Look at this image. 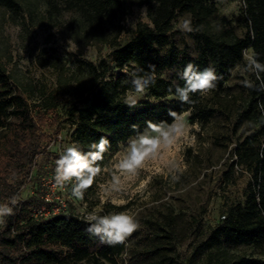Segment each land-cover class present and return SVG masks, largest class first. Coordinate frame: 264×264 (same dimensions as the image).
Listing matches in <instances>:
<instances>
[{
	"label": "trees",
	"instance_id": "16d2710c",
	"mask_svg": "<svg viewBox=\"0 0 264 264\" xmlns=\"http://www.w3.org/2000/svg\"><path fill=\"white\" fill-rule=\"evenodd\" d=\"M38 0H0V7L12 11L23 8V2L32 5ZM129 0H45V11L56 17L63 10L77 14V24L94 36L102 35L105 25L119 19L131 8ZM136 5H145L152 26L138 24L122 42L114 39L109 53L110 65L119 70L117 75L106 76L105 61L98 66L86 63L92 78V85L81 83L75 88L73 99L65 108V120L73 126V141L81 149L88 150L93 141L101 136L110 141L113 149L121 141L135 135L132 125L145 128V121H171L169 110L181 113L190 109L192 118L208 120L221 105L220 94L230 79L231 71L243 62L244 50H254L264 63V0H241L238 22L242 33L233 26L214 33L209 28V19L215 14L216 0H130ZM188 14L194 27L199 31L191 33L196 43L194 52L180 47L173 37V22L179 15ZM199 69L209 65L215 67L216 88L208 95L191 94L192 104H181L174 100L157 103L139 101L130 109L123 104L127 89L132 88L131 77L121 70L130 66V71L155 65L157 81L147 91L157 98L171 96L175 86H183L179 73L189 63ZM171 71L166 78L163 73ZM143 74V72L141 73ZM253 80L255 77L252 76ZM258 83V82H257ZM172 92H169V89ZM264 92L247 89L237 110L233 129L244 122L257 123L255 130L246 134L234 149L236 162L250 172V181L242 201L229 204L221 219L210 228L196 246L198 250L209 251L202 264H264V258L237 254L214 259L213 249L222 245L264 246ZM32 108L22 94L12 86L10 75L0 64V203L7 202L27 182L40 187L46 164L54 169L59 153L47 150L51 135L43 130L49 116L52 118L57 105L51 100L45 109L39 105ZM61 127L56 128L59 133ZM36 188L28 196L17 198L14 215L0 224V264H121L120 260L128 251L127 243L109 246L101 244L97 237L86 231L83 216L61 209L52 212L53 206L43 189ZM259 195V202H257ZM42 207L50 210L47 214L36 212ZM48 207V208H47ZM170 237V235H167ZM171 250L172 246L156 245L137 254L135 264H169L168 254L161 249ZM149 252V253H148ZM162 255L159 263L152 257Z\"/></svg>",
	"mask_w": 264,
	"mask_h": 264
},
{
	"label": "rangeland",
	"instance_id": "374dc122",
	"mask_svg": "<svg viewBox=\"0 0 264 264\" xmlns=\"http://www.w3.org/2000/svg\"><path fill=\"white\" fill-rule=\"evenodd\" d=\"M128 2L130 10L107 23L100 36H94L78 25L77 14L71 11L62 9L56 17H52L45 11V0H38L29 6L23 2V8L18 11L0 7V64L10 75L12 86L22 94L32 110L34 105L44 110L49 100L57 105L54 118L50 115L47 125L43 126V130L51 135L47 150L60 154L65 147L75 143L73 126L65 120V108L73 99L78 84L92 85L86 63L98 66L104 60L106 76L117 75L119 70L109 62L113 40L122 42L138 24L152 26L147 7ZM241 6V0H216L215 14L209 19L212 32H222L233 26L241 34L242 27L237 20ZM185 17L190 16L179 15L174 20L173 37L180 47L194 52L196 43L192 34H185L177 27ZM68 45L71 51H68ZM130 66L121 71L125 73V68L130 71ZM236 67L221 91V105H216L217 111L212 117L200 120L191 117L193 113L190 109L181 112L191 131L183 146L170 153L182 160L186 168L179 182L172 183L164 176L154 174L159 165L150 162L146 165L147 170L142 171L137 181L130 185L129 192L119 197L124 203L115 207L100 200L99 186L109 178L106 172L102 171L85 192L84 200L79 201L71 196L70 186L65 189L54 187V169L46 164L40 187L35 182H27L17 198L28 196L38 187L45 191L53 208L65 209L80 216L97 208L103 209L101 214L123 211L136 215L140 226L127 238L128 251L120 260L121 264H135L137 254L145 255L156 245L172 246L171 250L161 249L169 255V264L204 263L209 251L194 253L196 246L218 223L229 204L244 199L251 177L243 165L235 163L236 144L257 126L256 122L247 121L233 129L237 110L247 90L239 82L243 77L239 73L233 74ZM172 74L171 71L163 73L166 78H171ZM249 78L253 80L252 76ZM130 90L132 88L126 92ZM208 96V101L214 98ZM169 97L157 99L147 91L139 101L157 103L164 100L172 104L177 100ZM58 127L61 130L55 133ZM127 141L108 149L99 162L102 169L111 167ZM237 254L264 258V246L222 245L212 251L214 259ZM152 259L154 263H159L162 255Z\"/></svg>",
	"mask_w": 264,
	"mask_h": 264
},
{
	"label": "clouds",
	"instance_id": "9594fccd",
	"mask_svg": "<svg viewBox=\"0 0 264 264\" xmlns=\"http://www.w3.org/2000/svg\"><path fill=\"white\" fill-rule=\"evenodd\" d=\"M177 27L185 34L200 30L198 26H193L191 17L182 18ZM68 51H71L69 45ZM258 56L254 50H244L242 53L244 63L237 65L233 74L239 73L243 77L239 81L243 87L264 92V63L260 62ZM149 69L147 72L143 69L132 71L124 69L131 77L132 85V90L126 92L123 97V104L128 108L137 107L149 87L155 85L157 81L155 65H149ZM250 76H254L255 80L250 79ZM179 77L184 84L176 85L174 93L169 98L177 99L181 104H192L191 94L207 96L216 88L217 81L222 79V76L217 75L215 67L209 65L201 70L191 62L183 68ZM169 92H172L171 88ZM258 106L264 111V103ZM168 115L171 117L170 122L156 123L147 120L143 130L133 124L131 127L135 135L128 138L126 145L107 169H102L99 163L110 147V141L106 137L101 136L98 141H93L86 151L77 143L65 147L55 160L52 177L54 187L65 189L70 186L71 196L83 201L85 192L93 186L103 171L109 178L99 186L101 203L110 202L115 207H120L124 201L119 197L129 192L130 185L137 181L142 171L147 170L146 165L150 162L159 165L154 174L162 175L172 183L179 182L186 168L182 160L171 156L170 153L174 149L178 150V146H183L191 129L183 113L170 109ZM256 199L259 202V195ZM18 203L16 196L0 203V224L5 223L7 217L14 215V207ZM102 211L103 209L97 208L83 214V220L87 224L85 231L90 236L97 237L101 244L109 246L125 244L127 238L140 226L134 214L123 211L101 214Z\"/></svg>",
	"mask_w": 264,
	"mask_h": 264
},
{
	"label": "built area",
	"instance_id": "2783aa9c",
	"mask_svg": "<svg viewBox=\"0 0 264 264\" xmlns=\"http://www.w3.org/2000/svg\"><path fill=\"white\" fill-rule=\"evenodd\" d=\"M58 210H59L58 208H52V212H57ZM49 211L50 210L46 209L45 207H42L40 210H38L36 212V214L37 213H39V214H47V213H49ZM221 217H223V215H221Z\"/></svg>",
	"mask_w": 264,
	"mask_h": 264
}]
</instances>
